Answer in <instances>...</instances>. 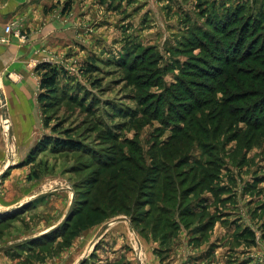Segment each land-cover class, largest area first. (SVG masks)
Segmentation results:
<instances>
[{
    "label": "rangeland",
    "instance_id": "374dc122",
    "mask_svg": "<svg viewBox=\"0 0 264 264\" xmlns=\"http://www.w3.org/2000/svg\"><path fill=\"white\" fill-rule=\"evenodd\" d=\"M51 1L43 7L44 17L37 20L38 26L32 32L21 33L27 36L26 41L34 43V58L27 64L32 87L23 86L21 79L18 81L16 72L21 71L20 65L11 62L10 53L2 57L4 50L0 46V87L4 93L3 99L0 95V175L12 165L0 180V264H76L97 236L95 247L82 264H149L147 255L155 256V251H159L160 236L158 233L154 236L149 223L133 225L131 216L122 212L108 213L87 227L83 226L86 222L80 220L79 224L73 216L52 239L40 238L60 226L73 210L76 199L84 197L83 193L78 196L77 189L85 178L99 170L98 158L139 160L140 154L147 165L153 164L150 149L155 144L167 143L176 124L162 117L161 113L168 112L169 106L162 112L154 109L160 110V104L169 103L173 115L180 110L184 106L182 101L174 103L171 97L178 95L182 83L197 94L196 86L204 80L192 74L182 75L184 69L198 70L188 66V62L201 67L199 76H208L221 68L217 58L222 53L213 55L209 52V48L215 50L213 45L208 46L211 44L208 38L217 36L214 27L219 16L234 15L245 8L239 17L242 23L249 13V20L253 14L258 16L264 0ZM67 4L69 11L65 12ZM54 10L57 12L53 16ZM65 13L66 20L61 22L67 28L64 36L48 33L50 23L59 21ZM200 34L207 35L206 40ZM237 37L231 43L225 41L229 43L225 50L235 52L231 45L239 46L241 41ZM192 43L197 47L193 48ZM140 46L146 50L139 49L133 55ZM143 53L150 60L144 67ZM91 59L97 63L96 71L90 74L85 68ZM134 63L138 64L137 71H132ZM44 64L58 69L61 75L59 92L42 102L43 72L38 69ZM205 80L208 81L207 77ZM115 127L121 129L117 140L110 138ZM241 129L248 130L246 122L236 123L230 134L221 131L210 140L196 139L179 158L188 160L190 167L196 162L214 161L216 154L222 152V158L223 154L228 156L221 159L223 179H242L243 174L249 175L246 169L264 167V140L239 150L234 161L231 155L237 149V141L232 137L235 130ZM66 139L81 144L82 150L69 152L51 145L44 147V141ZM241 155L246 157L243 166L234 163ZM127 166L132 169V163ZM88 188L84 186V190ZM198 199H192L196 212L201 209ZM20 204L24 205L13 213L3 214ZM174 209V221L181 230L175 233L168 230L165 235L169 234L166 238L170 241L165 245L175 248L176 241L183 239L177 252L188 260L192 257L187 245L192 230L185 228L186 220L181 221L177 207ZM121 218L128 219L133 230L126 221L110 226ZM136 239L143 249L138 248ZM173 251L169 258L177 254L176 249Z\"/></svg>",
    "mask_w": 264,
    "mask_h": 264
},
{
    "label": "trees",
    "instance_id": "16d2710c",
    "mask_svg": "<svg viewBox=\"0 0 264 264\" xmlns=\"http://www.w3.org/2000/svg\"><path fill=\"white\" fill-rule=\"evenodd\" d=\"M255 3L257 5V2ZM242 10L235 12L234 15L219 16L216 26L214 24L217 36H214L213 39L207 37L211 43L208 46L213 45L215 49L209 48V52H212L213 55L218 52L222 53V56L217 58L222 63L221 68L208 76L205 74L199 76L201 67L188 62V66L198 70L186 71L184 69L182 75L192 74V76L201 77L204 80L196 86L197 94L191 90V86L186 88L182 83L178 95L171 97L174 103L182 101L184 106L180 110L174 111L173 115L169 103L160 104V110L154 109L155 112H162L166 105L169 106L168 112L164 110L161 113L162 117L169 118V123L175 122L176 124L173 135L167 143L155 144L150 149V159L154 160L153 164L147 165L146 158L140 154L139 160L136 158L122 160L118 157L98 158L99 170L85 178L77 189L78 196L83 193L84 197L76 199L73 210L60 226L40 239H52L53 235L66 228L68 221L73 216L78 218L79 224L82 221L86 222L83 226L87 227L108 213L119 214L122 212L131 216L130 220L133 225L149 223L153 227L154 236L156 233L160 236L157 240L160 249L155 251V255L163 259L170 255L173 247L171 244L165 245L170 241L166 238L169 235H165L166 232L169 230L171 233H175L181 230L180 225L174 221L173 217L175 215L174 208L177 207L181 221L186 220L185 228L189 231L192 230V242L198 246L208 240L209 230L215 217H210L204 208L200 212H196L192 199L199 198L198 200H200L202 194L207 190L216 194L220 193V190L214 188L213 185L215 181L219 180L222 172L224 161L221 159L224 160L228 156L223 154L222 158V152H220L216 154V160L206 161L205 164L196 162L190 167L188 160L181 159L179 156L196 139L210 140L221 131L230 134L234 131L235 124L241 121L246 122L248 130H235L236 134H233L232 140L237 141V149H235V153H231L234 161L239 150L244 151L245 148L254 144L258 145L261 140H264V8L260 9L257 17L256 14H253L249 20V13L248 17L243 19L244 22L240 23L239 17ZM65 11H69V4ZM200 35L206 40L207 35ZM218 35L222 36L218 37ZM236 36L239 37L237 40L241 41L240 48L238 45H231L235 48V52L230 53V50H225V47ZM225 41L229 43L226 44ZM196 45L194 43L192 47L195 48ZM202 45L199 46L202 47ZM139 49L146 50L143 46L137 47L133 55ZM95 63L97 61L92 59L87 62L86 73L91 74L96 71ZM134 64L136 65L132 71H137L138 64ZM141 64L143 67L150 64V60L144 53L141 56ZM38 71L43 72L40 85L43 94H41L40 101L45 102L59 92L57 85L61 72L47 64L41 66ZM205 77L208 81L205 80ZM256 112L260 114H254ZM109 113L111 114L110 111ZM120 131L121 129H114L110 138L117 140L116 135ZM67 139L61 142L44 141V147L47 148L51 145L56 150H68L69 152L82 150L81 144ZM223 147L225 148L224 144ZM215 150L217 151V149ZM243 155L234 163L243 166L246 162V157ZM128 163H132V169L127 166ZM185 166L188 168L185 169ZM84 186H89V188L84 190ZM179 197L180 201H178ZM198 203L197 205H200L201 201ZM148 206L151 208L147 210ZM6 216L11 217L10 215ZM196 220L198 222L194 223ZM247 234L252 237L250 231Z\"/></svg>",
    "mask_w": 264,
    "mask_h": 264
},
{
    "label": "crops",
    "instance_id": "0c3cea01",
    "mask_svg": "<svg viewBox=\"0 0 264 264\" xmlns=\"http://www.w3.org/2000/svg\"><path fill=\"white\" fill-rule=\"evenodd\" d=\"M46 2L52 3L51 0H0V46L4 50L1 56L10 53L11 62L20 65L21 71L16 74L18 81L21 79L20 83L25 87H32L27 64L34 58V43L26 41L27 36L6 34L5 28L15 22L20 24L21 33L32 32L39 24L37 20L44 17L42 9ZM56 12L53 11V16ZM66 16L65 13L62 19L50 23L48 33H54L57 37L64 36L67 28L64 29L61 22L66 20ZM4 39L7 42H3ZM245 172H249V175L243 174L242 179L233 177L231 181L223 179L221 173L213 185L220 193L207 190L198 200L201 201V209H206L210 217H215V221L209 230L208 240L202 245H195L192 237L188 241L192 257L185 260L178 255V246L183 241L180 239L176 241L175 248L172 247L177 254L163 259L149 254V264H264V167L260 170L246 169ZM248 231L252 237L248 236Z\"/></svg>",
    "mask_w": 264,
    "mask_h": 264
},
{
    "label": "water",
    "instance_id": "95a60500",
    "mask_svg": "<svg viewBox=\"0 0 264 264\" xmlns=\"http://www.w3.org/2000/svg\"><path fill=\"white\" fill-rule=\"evenodd\" d=\"M1 97H2V99H3L4 96L1 94ZM11 166H12V165H11ZM11 166H8V167L6 168V170L0 175V180L5 176V174L7 173V171L9 170V168H10ZM23 205H24V204L17 205V206H15L14 208L9 209V211L4 212L3 214L13 213L15 210H17L18 208L22 207ZM65 220H66V218H65ZM65 220H64V221H65ZM119 221H126V222H128L129 225H130V227H131V229H132V225H131L130 221H129L128 219H126V218L117 219L116 221H114V222H112V223L119 222ZM57 227H58V226H57ZM57 227H56V228H57ZM107 228H108V225L105 226V227L103 228V231H106ZM132 230H133V229H132ZM36 238H38V236H37V237H33L32 239H36ZM98 239H99V236H97L96 240L91 244L90 249L95 247V245H96V241H97ZM136 241H137V239H136ZM137 242H138V241H137ZM138 245H139V248H141V244H140V242H138ZM89 251H90V250H89ZM87 256H88V254H86V255H85V256H84V257L78 262V264H82V263L87 259Z\"/></svg>",
    "mask_w": 264,
    "mask_h": 264
},
{
    "label": "built area",
    "instance_id": "2783aa9c",
    "mask_svg": "<svg viewBox=\"0 0 264 264\" xmlns=\"http://www.w3.org/2000/svg\"><path fill=\"white\" fill-rule=\"evenodd\" d=\"M5 33L6 34H11V33H15L16 35H20L21 36V30H20V24L19 23H12L9 26H7L5 28ZM5 42V41H3Z\"/></svg>",
    "mask_w": 264,
    "mask_h": 264
},
{
    "label": "bare ground",
    "instance_id": "6f19581e",
    "mask_svg": "<svg viewBox=\"0 0 264 264\" xmlns=\"http://www.w3.org/2000/svg\"><path fill=\"white\" fill-rule=\"evenodd\" d=\"M1 94L4 96V93H3V91L1 90V87H0V95H1ZM4 119H5V118H4ZM8 119H9V118H8ZM7 121H8V120H7ZM12 122H13V121H12ZM13 123H14V122H13ZM7 127H8V126H7ZM7 127H6V125H5L6 131H8V130H7V129H8ZM112 224H114V223H110V226H111ZM46 232H47V231H45V233H46ZM43 233H44V232H43ZM138 242H139V241H138ZM135 243H136V245H137V242H135ZM138 248H139V245H138ZM89 249H90V247H89ZM91 249H92V248H91ZM91 249H90V250H91ZM88 253H90V251H87V253H85L84 256H85L86 254H88ZM84 256H82V258H83ZM82 258H81V259H82ZM81 259H80V260H81ZM80 260H79V261H80ZM79 261H78V262H79ZM78 262H77V264H78Z\"/></svg>",
    "mask_w": 264,
    "mask_h": 264
}]
</instances>
